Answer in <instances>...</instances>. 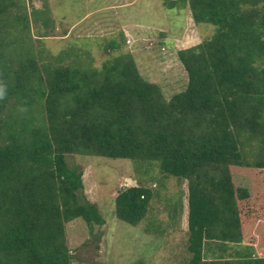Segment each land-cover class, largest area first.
<instances>
[{
	"label": "trees",
	"instance_id": "obj_1",
	"mask_svg": "<svg viewBox=\"0 0 264 264\" xmlns=\"http://www.w3.org/2000/svg\"><path fill=\"white\" fill-rule=\"evenodd\" d=\"M20 1L0 0V264H72L65 225H105L71 155L187 181L184 264H264V0L163 1L216 28L177 52L188 83L170 99L125 55L97 69L35 53ZM153 195L121 189L116 217L138 225Z\"/></svg>",
	"mask_w": 264,
	"mask_h": 264
},
{
	"label": "rangeland",
	"instance_id": "obj_2",
	"mask_svg": "<svg viewBox=\"0 0 264 264\" xmlns=\"http://www.w3.org/2000/svg\"><path fill=\"white\" fill-rule=\"evenodd\" d=\"M164 0H21L30 20L35 53H68L65 61L100 69L105 61L125 55L140 76L159 85L164 96L184 91L188 77L177 52L211 38L216 28L195 24L190 10L167 8ZM17 13L16 10H13ZM46 15L41 17L39 13ZM21 13V12H20ZM18 14V13H17ZM49 20V25L43 23ZM117 42L113 49L110 44ZM39 56V55H38ZM70 166L83 172V193L106 220L93 234L82 219L65 225L72 264H184L187 181L164 176L157 165L130 159L71 155ZM142 185L154 195L147 216L136 226L119 220L114 200L121 189ZM182 192V210L174 211ZM174 202V203H173ZM237 251V250H236ZM236 251H227L231 259ZM238 256V254H237Z\"/></svg>",
	"mask_w": 264,
	"mask_h": 264
}]
</instances>
